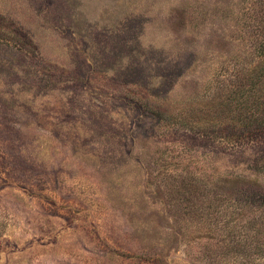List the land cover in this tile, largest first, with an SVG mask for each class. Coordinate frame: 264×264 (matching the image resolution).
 Instances as JSON below:
<instances>
[{
  "label": "rangeland",
  "instance_id": "obj_1",
  "mask_svg": "<svg viewBox=\"0 0 264 264\" xmlns=\"http://www.w3.org/2000/svg\"><path fill=\"white\" fill-rule=\"evenodd\" d=\"M260 31L264 0H0V264H210L176 216L264 198V131L205 121Z\"/></svg>",
  "mask_w": 264,
  "mask_h": 264
},
{
  "label": "trees",
  "instance_id": "obj_2",
  "mask_svg": "<svg viewBox=\"0 0 264 264\" xmlns=\"http://www.w3.org/2000/svg\"><path fill=\"white\" fill-rule=\"evenodd\" d=\"M257 40L256 64L249 73L245 69L240 71L237 87L229 90L228 98L218 105L217 115L205 120L212 123V127L240 125L246 131H264V32L260 31ZM167 119L170 118H165L164 113L162 120ZM172 119L175 125L184 122L193 129L187 118ZM239 197L241 199L235 201L223 196L216 199V203L212 200L197 206L195 216L189 212L184 214L186 218L176 216L181 221L197 222L206 229L207 238L214 241L204 257L210 264H217L226 257L239 258L244 264H264V198L253 201L244 194ZM180 202L183 204L181 197ZM218 234L220 238L216 237Z\"/></svg>",
  "mask_w": 264,
  "mask_h": 264
}]
</instances>
